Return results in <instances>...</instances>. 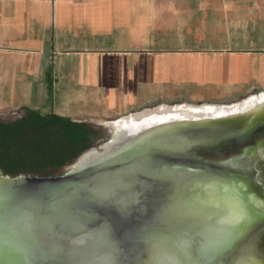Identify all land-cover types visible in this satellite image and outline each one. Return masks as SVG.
I'll list each match as a JSON object with an SVG mask.
<instances>
[{"label":"crops","instance_id":"crops-1","mask_svg":"<svg viewBox=\"0 0 264 264\" xmlns=\"http://www.w3.org/2000/svg\"><path fill=\"white\" fill-rule=\"evenodd\" d=\"M259 94L264 0H0V115L103 125Z\"/></svg>","mask_w":264,"mask_h":264},{"label":"water","instance_id":"water-1","mask_svg":"<svg viewBox=\"0 0 264 264\" xmlns=\"http://www.w3.org/2000/svg\"><path fill=\"white\" fill-rule=\"evenodd\" d=\"M263 128L264 97L217 117L164 121L61 174L0 170V264H161L163 256L183 264V256L154 252L153 241L171 233L183 243L186 221L201 219L219 196L247 187L264 214V136L251 143ZM241 211L238 222L214 224L210 243L186 264H260L251 251L264 221L239 257L208 255L244 233L249 214Z\"/></svg>","mask_w":264,"mask_h":264},{"label":"rangeland","instance_id":"rangeland-1","mask_svg":"<svg viewBox=\"0 0 264 264\" xmlns=\"http://www.w3.org/2000/svg\"><path fill=\"white\" fill-rule=\"evenodd\" d=\"M186 105L198 108L220 104ZM104 125L51 122L36 119L31 114L0 115V170L10 176L19 173L42 176L61 174L79 164L85 154L92 150L98 151L99 146L111 135L110 129ZM115 133L112 127V137ZM239 191L242 195L238 197L224 194L219 196L213 205H205L201 219L197 216L194 220L191 216V220L186 221L188 231L183 237V243L176 240L171 233H166L169 237L153 241V251L168 253L174 257L183 256V264H186L189 258L196 256L197 252L205 249L210 243L211 227L213 228L214 224L225 221L226 217L233 222L237 212L246 209L249 219L244 233L229 239V248L221 250V254L215 257L225 262L242 255L241 245L252 239L255 226L264 221V214L259 213L253 206V195L249 188L240 187ZM229 211L226 216L225 213ZM232 211H236L235 214ZM251 252L260 264H264V231L258 236L255 244H252Z\"/></svg>","mask_w":264,"mask_h":264},{"label":"bare ground","instance_id":"bare-ground-1","mask_svg":"<svg viewBox=\"0 0 264 264\" xmlns=\"http://www.w3.org/2000/svg\"><path fill=\"white\" fill-rule=\"evenodd\" d=\"M262 97H264L263 94H259L257 96L248 97L237 103L213 106L204 105L198 108L189 107L186 104L175 106L159 105L152 109L129 113L126 116L117 118L111 122L104 123V126H109L108 128L111 131V137H109L110 143H107L109 139L108 138L103 144L99 146L98 151L92 152L90 155H88L85 161L92 162L98 159L104 152L112 149L113 147H117L122 139L135 135L136 133L152 126L163 123L164 121L186 118L196 119L202 117H217L240 109L245 105H249L250 103L256 102ZM112 127L116 131L114 137H112ZM161 264H176V260L167 256H163L161 258Z\"/></svg>","mask_w":264,"mask_h":264},{"label":"snow or ice","instance_id":"snow-or-ice-1","mask_svg":"<svg viewBox=\"0 0 264 264\" xmlns=\"http://www.w3.org/2000/svg\"><path fill=\"white\" fill-rule=\"evenodd\" d=\"M243 216H244V212L241 211V212L235 217L236 221L238 222ZM229 246H230V241H228V240H226V239H225V240H222V241L219 242V247H218L215 251L209 253L208 255H209V256H212V257H215V256H217V255H220V254H221V250H223V249H228ZM177 264H179V262H177ZM197 264H199V262H197ZM234 264H241V262H240L239 260H236V261H234Z\"/></svg>","mask_w":264,"mask_h":264},{"label":"flooded vegetation","instance_id":"flooded-vegetation-1","mask_svg":"<svg viewBox=\"0 0 264 264\" xmlns=\"http://www.w3.org/2000/svg\"><path fill=\"white\" fill-rule=\"evenodd\" d=\"M259 135L264 136V128H263V129H260V130H259V134H257L256 137L253 138V139L251 140V143H252V144L255 143V141H256V139L259 137ZM257 183H258V185H259V189L262 190V191L264 192V185H262V183L264 184V179H263L262 182H257Z\"/></svg>","mask_w":264,"mask_h":264},{"label":"trees","instance_id":"trees-1","mask_svg":"<svg viewBox=\"0 0 264 264\" xmlns=\"http://www.w3.org/2000/svg\"><path fill=\"white\" fill-rule=\"evenodd\" d=\"M232 153L233 152L225 153V157H228ZM201 155L211 160H219V157L215 156L213 153H202Z\"/></svg>","mask_w":264,"mask_h":264}]
</instances>
